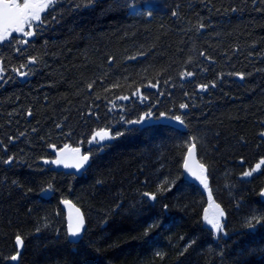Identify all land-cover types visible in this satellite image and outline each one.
<instances>
[{"label": "trees", "instance_id": "16d2710c", "mask_svg": "<svg viewBox=\"0 0 264 264\" xmlns=\"http://www.w3.org/2000/svg\"><path fill=\"white\" fill-rule=\"evenodd\" d=\"M158 7L55 0L32 37L0 45V264L17 235L19 264H264V219L248 227L264 218V165L243 175L264 160V0ZM148 113L186 128L130 123ZM100 129L115 139L97 151L88 141ZM193 144L207 190L183 175ZM65 145L93 156L83 177L40 165ZM208 192L221 234L205 223ZM62 199L86 216L78 244L44 227Z\"/></svg>", "mask_w": 264, "mask_h": 264}, {"label": "snow or ice", "instance_id": "6c2138e0", "mask_svg": "<svg viewBox=\"0 0 264 264\" xmlns=\"http://www.w3.org/2000/svg\"><path fill=\"white\" fill-rule=\"evenodd\" d=\"M53 4V0H0V42H3L4 40H7L13 32L15 33H22L23 35H32V32L26 31L25 29H31L34 21H41V13L46 11L51 5ZM175 14V13H173ZM186 75H192L191 73H186ZM242 78V77H241ZM214 86V85H213ZM207 85H201V89H205ZM89 88H91V85H89ZM181 108L187 107L185 104L180 105ZM148 116L151 115V113L147 114ZM175 119L177 121H180V123H183L182 120H180L179 116H176ZM140 121H131L130 123H139ZM262 136H264V133H261ZM114 137L110 136L108 131L104 129H100L96 131L93 135L91 140L88 141V143H96L98 145L97 151L103 150L104 147H106L105 144L102 142L106 139H113ZM195 149V145L193 144L188 149L189 156L193 155ZM65 152H71L74 154V157L76 159V167H82L85 162L88 161L89 156L88 155H80V149L74 148L71 149L67 145L64 149ZM4 163L11 164L12 158H9L8 160L3 161ZM63 159H57L55 161H52V163L60 164L63 163ZM45 163H48V161H45ZM261 165H264V160H261L253 169L250 171H246L243 173L244 176H251L253 172L257 171ZM67 166V165H66ZM185 168H187L190 172H192V175L196 176L197 179L201 181L202 184H204V187L207 188V177H205L202 174V171L204 169L203 165H199V169H201L200 173H197L195 171H192L191 168H189V165L187 161L185 162ZM51 187V185H49ZM31 191V189H29ZM145 195H149L148 193H145ZM264 195V193H262ZM150 198L152 200H155V195H151ZM209 198L211 199V193L209 192ZM218 210L216 213H213L212 217L210 218L208 215L207 210H205V216L204 219L207 221L208 224L212 226V228L216 229L217 231L222 230V225L220 223L219 217L223 216V210L219 209V205L215 206ZM262 219L260 217H252L251 220L248 221V227L252 228L255 225L253 224V221H255V224H260L262 222ZM84 225V219L82 215H77L75 220L73 221L70 217L67 235L70 238H73L70 240V242H78L75 238L80 237L81 231L83 229ZM15 244L22 248L24 244V240L20 235H17L15 237ZM20 256V252L17 251L15 255H12L9 259L15 261L18 260Z\"/></svg>", "mask_w": 264, "mask_h": 264}, {"label": "water", "instance_id": "95a60500", "mask_svg": "<svg viewBox=\"0 0 264 264\" xmlns=\"http://www.w3.org/2000/svg\"><path fill=\"white\" fill-rule=\"evenodd\" d=\"M12 34L18 35L21 33L13 32ZM19 78L22 81H26L27 75H20ZM148 124L170 126V127H173L175 129L181 130V131L185 130V128H186L184 123H180V121H177L174 117H163L161 119H149V120H146L144 122V126L148 125ZM65 146H63L61 148H58L57 146H51L49 150H50V152H53L55 158L42 160L40 162V165L47 167V168H50V170L54 171V172L65 173L67 175H75L77 177H83L85 175V173L89 170L90 166L92 165L93 156L88 154L86 152V149L82 146L73 147V146L67 145L71 149L79 148L80 149V155H88L89 156L88 161L85 162L82 167H76L75 166L76 159L74 157V154L71 152H65L64 151ZM57 159H63L64 162L60 163V164L52 163V161H55ZM45 161H48V163H45ZM186 161L189 165V168H191L192 171H195L197 173L201 172V169H199L198 166L203 165L204 169L202 171V174L205 177H207V183L209 182V169H208L207 165H205L204 163H202L200 161L199 154H198V148L196 145H195L193 155L189 156V153L187 151L186 157L184 159V164H183V175H184V178L186 181H188L194 185L204 186V184H202L201 181L196 178V176L192 175V172H190L187 168H185L184 165H185ZM262 193H264V188L260 194V198L264 202V195H262ZM52 195H53V191H51V190L44 191L41 194V196L45 199H50L52 197ZM147 197L149 200H152L149 195ZM60 206H61L62 212L64 214V217H65L66 233L68 230L70 217L74 221L78 214L83 216V219H84L83 229L81 231L80 237L75 238L78 242H75V243L71 242L73 244H78L84 238L86 230H87V226H88L84 211L78 205H76L73 201H71L69 199L60 200ZM67 237H68L69 241L71 239H73V238H70L68 235H67ZM16 249H17V251L20 252V256H19L18 260H15V261L10 260L11 264H19L20 258L23 255L24 250H25V241H24L22 248H20L16 245Z\"/></svg>", "mask_w": 264, "mask_h": 264}, {"label": "rangeland", "instance_id": "374dc122", "mask_svg": "<svg viewBox=\"0 0 264 264\" xmlns=\"http://www.w3.org/2000/svg\"><path fill=\"white\" fill-rule=\"evenodd\" d=\"M117 2H121V4H125L127 7H128V11L133 14V15H140V14H150V13H153L155 12L159 7V3H161L163 0H115ZM54 2L55 0H53V4L44 12L41 13V18L47 13L49 12L50 10H52L53 6H54ZM158 7V8H157ZM39 23V21H34L33 22V25H32V28L31 29H25L26 31H31L32 32V35L28 36V35H23L22 33L21 34H18L17 36L21 37V38H26V37H32L34 35V28L35 26ZM14 34H12L7 40H4L3 42H0V45L4 44V43H10V42H13V38H14ZM149 119H154V116L153 114H151L150 116H148L147 114L146 115H143L142 116V119L139 123L140 126H144V122L146 120H149ZM161 119V118H160ZM110 134V136L114 137L113 139H106L105 141H103L102 143L103 144H106V143H110L112 142L114 139H115V135L112 133V132H108ZM71 146V145H70ZM90 146H94V147H98V145L96 143H89V147ZM91 155V154H90ZM208 189V187L206 188V190ZM87 191L88 189H83L82 188V193L81 195H85L87 194ZM208 200H207V206H206V210L208 212V215L209 217L211 218L213 213H216L218 210L216 209V205L217 203L214 201V199L211 197V199L209 198V192H208ZM138 202H140V200H138ZM219 209H221L219 207ZM222 210V209H221ZM90 214L92 216V218L94 220L97 219V211L96 209L95 210H90ZM50 218L48 219H45L44 222H47L46 223L47 225H44L45 228H49V230H58V232H62V233H66V223H65V217H64V214H61V215H49ZM219 220H220V223L222 225V230L221 231H217L215 229V232L216 234L218 233H222L224 231V214L223 216H220L219 217ZM205 223L207 225H209L210 227H212L210 224L207 223V221L205 220ZM65 225V227H64ZM214 229V228H213ZM39 243L35 244V246H38Z\"/></svg>", "mask_w": 264, "mask_h": 264}, {"label": "flooded vegetation", "instance_id": "af4514ba", "mask_svg": "<svg viewBox=\"0 0 264 264\" xmlns=\"http://www.w3.org/2000/svg\"><path fill=\"white\" fill-rule=\"evenodd\" d=\"M23 75H25V74H23ZM63 147V146H62ZM92 147H94V146H92ZM58 148H61V147H58ZM50 147L48 148V152H49V154H50V158L49 159H54L55 158V156H54V154H53V152H50ZM44 167V166H43ZM45 168H47V167H45ZM49 170H50V168H48ZM51 171V170H50Z\"/></svg>", "mask_w": 264, "mask_h": 264}]
</instances>
